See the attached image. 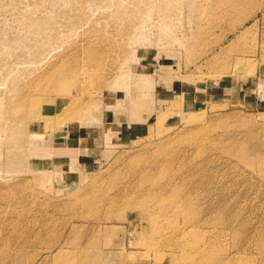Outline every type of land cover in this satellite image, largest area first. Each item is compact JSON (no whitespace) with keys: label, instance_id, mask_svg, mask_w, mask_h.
<instances>
[{"label":"rangeland","instance_id":"obj_1","mask_svg":"<svg viewBox=\"0 0 264 264\" xmlns=\"http://www.w3.org/2000/svg\"><path fill=\"white\" fill-rule=\"evenodd\" d=\"M158 3L147 21L139 0H0V264H264V0ZM143 34L152 67L105 139ZM12 108L29 135L10 148ZM87 118L88 150L42 154ZM18 149L31 165L5 172Z\"/></svg>","mask_w":264,"mask_h":264},{"label":"bare ground","instance_id":"obj_2","mask_svg":"<svg viewBox=\"0 0 264 264\" xmlns=\"http://www.w3.org/2000/svg\"><path fill=\"white\" fill-rule=\"evenodd\" d=\"M139 1H144V4L146 6H150V8L145 9V11L147 10L146 11L147 21L152 20V15L154 13L156 14L162 8L161 4H159V3L156 4V0H139ZM193 2L194 1H192V4L194 5ZM195 3H196V1H195ZM135 10L138 11V9H135ZM158 14L159 13H157V15ZM185 20H187V19H185ZM144 24L140 25V27H143ZM191 36H189V37L191 38ZM149 38L147 37V35H144V34L142 37H140V39H142V44H139L137 47H134L133 50H131L130 55L127 56V57H130L129 58L130 59V66H129V69H127V73H125V74L119 73L115 76L116 79H113L111 87L108 90L109 93L106 96L105 100L103 101L105 107L109 109L107 118L104 121V125L106 127V129H105L106 132L103 135V138H105V139L110 138L108 130L110 128H113L114 127L113 125L119 124L121 121L119 118V112L117 110L119 108H125V109L127 108V101L128 100L126 98V93L129 91L128 88L130 87L129 79L132 76H134L135 73H140L139 71H142L144 69L145 65L142 64V62L138 63L137 58L139 57V55H144V54L148 53L149 49L146 45V42L147 41L150 42ZM164 55L167 58H173V57L177 56L178 53L176 50H174V52L164 53ZM240 61L241 60H238L237 63H239ZM164 66H165V68L163 67L162 71L168 69V67L166 68V65H164ZM171 67H172V69H170L169 71L175 72L176 71V68H174L175 66L171 65ZM142 73H144V71ZM147 75L148 74H146V76ZM23 104L24 103H22V105ZM25 109L26 108L23 105L22 110L24 111ZM32 112H33V110L30 111L29 114H32ZM18 115H19V113H16V111L13 108L10 111H8L6 114V116H13V117H15V119H17L15 126H12L9 123L8 126H6V128H5V130H6V144L10 148L17 146L19 143V139L22 138V136L29 135L28 133H26L24 131L25 123L22 120H24L25 117L20 118ZM36 116L40 117L41 115L39 113H37V111H36L33 114V117L36 118ZM64 116H66V115L63 114L62 117H64ZM62 117L60 116V119ZM124 120H126V119H124ZM60 121L61 120H58L55 124L51 125L50 129H52V130H51V133H49V134H53L52 136H50V139L52 140L53 144L50 147H43L42 148V150H43L42 154L49 155L50 153H55L56 155L62 154V156H63L67 152H71L72 150L77 149L79 147V145L81 146V148L88 150V148H90L89 142L93 139H99L98 133H100V128H101L99 123H100L101 119L87 118V119H84L78 123H74L72 126H64V125H62V123H60ZM41 124L45 125L46 122L43 123L42 119H40V121L38 122V125H41ZM85 127H89V128L86 129ZM117 134L119 135L121 133H117ZM67 140L70 141V144H72L71 148H69V146L67 145V142H68ZM65 142H66V144H65ZM29 153H30L29 149H18L16 151L8 152L3 157L2 167H3L4 171L13 173V172H18L19 170L25 169L28 166H30L31 161H29V157H30ZM149 224L151 227H153V225L155 223L151 222ZM155 225H157V224H155ZM158 226H160V225H158ZM154 231H156V230H154ZM157 233H158V230H157ZM181 235L184 236L185 232H181Z\"/></svg>","mask_w":264,"mask_h":264},{"label":"crops","instance_id":"obj_3","mask_svg":"<svg viewBox=\"0 0 264 264\" xmlns=\"http://www.w3.org/2000/svg\"><path fill=\"white\" fill-rule=\"evenodd\" d=\"M145 66H147L148 68H150L151 69V64H148V62L146 63V65ZM114 126V125H113ZM114 128V127H113ZM117 132H119L118 130H117ZM121 136V135H120ZM117 139L119 140L120 138H119V136H117ZM65 144H66V142H65ZM101 144V143H100ZM100 144H99V147L98 148H94L92 151H91V153H90V156L94 159V158H96L97 156H96V152H98V151H100V148H101V146H100ZM76 154H81L80 155V157H84V159H86V161H90L89 159H88V157L87 156H85L83 153H76ZM77 156V155H76ZM75 156H73V157H71V156H67L66 157V162L68 161V160H70L71 158H74ZM92 159V160H93ZM65 162V163H66Z\"/></svg>","mask_w":264,"mask_h":264}]
</instances>
